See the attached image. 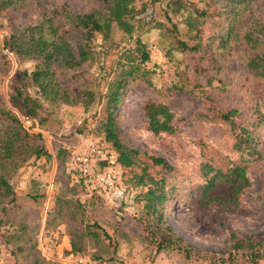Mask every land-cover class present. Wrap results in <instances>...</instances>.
Wrapping results in <instances>:
<instances>
[{
    "label": "rangeland",
    "instance_id": "1",
    "mask_svg": "<svg viewBox=\"0 0 264 264\" xmlns=\"http://www.w3.org/2000/svg\"><path fill=\"white\" fill-rule=\"evenodd\" d=\"M188 1L211 13L192 30L185 23L189 10L166 15L162 0H135L139 8L145 4V10L130 37L114 29L109 41L116 46H104L102 36L96 35L90 45L93 61L56 69L60 83L79 102L42 100L35 119L10 104L14 89L23 88L25 72L35 63L9 52L4 39L51 17L75 44L73 26L54 10L65 5L74 13L105 12V6L100 0H24L18 9H0V134L9 125L5 109L29 133L23 139L27 147L14 154L17 161L27 156L10 176L15 197L0 203V264H34L36 258L39 264H264V125L256 128L259 155L248 157L233 149V131L215 116L216 111L236 108L241 113L237 123L246 125L256 108L264 110V0H249L245 8L237 4L239 14L226 0ZM248 35L255 39L253 44ZM175 38L189 46L198 43V48L182 50ZM137 39L149 57L142 61L136 56L139 68L133 73L138 77L128 79L114 113L121 141L138 151L135 162L123 166L105 139L107 94L118 79L122 52L134 49ZM254 57L259 62L253 69L249 61ZM89 89L95 91L90 102L82 99ZM149 100L166 104L174 114L171 120H158L157 133L149 130L142 108ZM93 143L103 147L108 160H99L86 182L71 157ZM37 145L46 154L33 155ZM151 155L174 169L154 164ZM235 164H244L249 178L236 202L225 201L222 188L215 191L217 199L202 196L206 165L226 171ZM11 167L8 162L5 169ZM103 169L115 175L111 189L96 180ZM142 172L163 178L167 189L173 187L164 215L190 246L189 256L174 248L155 252L148 238L153 219L143 207L146 187L136 185V174ZM233 233L250 238L260 256L250 258L243 244L235 249Z\"/></svg>",
    "mask_w": 264,
    "mask_h": 264
},
{
    "label": "trees",
    "instance_id": "2",
    "mask_svg": "<svg viewBox=\"0 0 264 264\" xmlns=\"http://www.w3.org/2000/svg\"><path fill=\"white\" fill-rule=\"evenodd\" d=\"M22 1L24 2V0H0V9L11 11L18 7ZM100 1L105 6V12L91 10L74 13L65 5L54 10L55 14L58 13L63 16L65 21L73 26V33L77 34L75 44H72L67 37L68 33L66 30L61 31L62 24L55 23L51 17H46L39 23L28 25L20 34L12 33L8 38L4 39V48L9 52L15 54L18 58L29 59L35 63L31 70L25 72L27 78L23 88L16 87L10 97L11 106L22 116L28 119L39 117L40 110L43 108L42 100L77 104L79 97H75L67 85L60 83L56 69H73L86 61H93L95 53L90 45L96 35L102 36L104 46H107L109 42L110 46H116L113 41H109L114 29H118L125 36L130 37L134 30L140 26V14L144 12L145 4H142L139 8L135 5V0ZM162 1L165 2L166 15L169 13L178 15L185 10H189L185 17V23L189 30L197 28L200 18L211 14L208 9H199L188 0ZM209 1L217 3L219 0ZM226 1H228V5L233 6L231 11L234 14H239L240 11L235 10V6L244 4L245 8L248 6L246 3L249 0ZM261 32L264 37V23L261 25ZM247 40L252 44L255 42V39L249 35ZM175 42L178 48L182 50H196L198 48V43L189 46L178 38H175ZM122 54L125 58L124 61H118V66L120 67L118 79L113 82L107 94L108 103L106 109L108 115L104 124V132L105 139L111 142L117 153L116 160L123 166H130L135 162L138 151L121 141L114 113L128 79L135 80L138 77V75L133 73L134 69L139 68L135 63L136 56L141 57V60L144 61L148 59L149 54L139 39L136 40L134 49L127 48ZM258 58L254 57L249 61V65L252 68L257 67ZM31 88L34 89V95L30 93ZM94 97V90L89 89L86 90L85 95L82 94V99L87 98L88 102L92 101ZM142 108L148 120V128L153 133L160 131L158 120L161 117L168 120L174 117L169 107L161 102L149 100L144 103ZM2 112L9 120V125L6 131L0 134V164L3 166H0V203L6 200L11 201L15 197L10 176L21 166L22 162L26 161L27 156L25 155L17 161L18 159H16L14 154L17 149L27 147V142L23 139L29 136V133L22 127L15 114H11L8 109L2 110ZM239 115L241 113L238 109L231 108L225 111H216L215 116L222 122L227 123L233 131V149L241 154H246L248 157H256L259 155L260 144L256 128L264 125V110L256 108L254 110V119L246 125L237 123L240 121L236 120ZM25 151L18 150V153L22 154L24 152L25 154ZM32 154L39 157L46 154V151L41 145H37L32 147ZM149 158L154 164L162 165L167 171L174 169L161 157L151 155ZM8 162L12 163V167L6 170ZM205 167L203 170L205 183L201 189V194L202 196L208 195L209 200L217 199L219 195L215 191H220L219 189L222 188L225 193L223 199L228 202L230 200L236 202L242 191L249 185V178L246 175L244 164H235L226 171L212 169L210 165ZM136 179V185L146 187L142 193L144 199L143 207L147 216L153 219V221H149L153 228L148 238L150 243L156 248L155 252L159 253L161 250L174 248L178 251H183L186 257L189 256L190 246L173 231L164 215L165 204L172 197L173 187L167 189L163 178L156 180L146 172L136 174ZM231 237L235 240V249L244 247L247 250L245 251L246 255H251L250 258L260 256L259 250L255 249L250 238H241L235 233ZM241 244H243V247ZM34 264H39L38 258L34 260Z\"/></svg>",
    "mask_w": 264,
    "mask_h": 264
},
{
    "label": "built area",
    "instance_id": "3",
    "mask_svg": "<svg viewBox=\"0 0 264 264\" xmlns=\"http://www.w3.org/2000/svg\"><path fill=\"white\" fill-rule=\"evenodd\" d=\"M104 149L97 143L91 144L85 151L76 152L71 157L75 169H77L81 175L86 179V182H90L94 173V168L99 160L107 159L104 156ZM110 162H113L110 160ZM115 175L109 169H103L96 174V180L103 188L111 189L114 187Z\"/></svg>",
    "mask_w": 264,
    "mask_h": 264
}]
</instances>
